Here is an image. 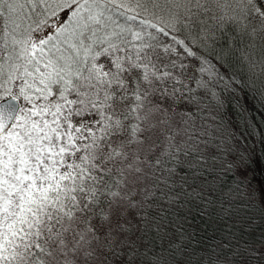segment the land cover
<instances>
[{
	"label": "snow or ice",
	"instance_id": "obj_1",
	"mask_svg": "<svg viewBox=\"0 0 264 264\" xmlns=\"http://www.w3.org/2000/svg\"><path fill=\"white\" fill-rule=\"evenodd\" d=\"M0 264H264V0H0Z\"/></svg>",
	"mask_w": 264,
	"mask_h": 264
}]
</instances>
